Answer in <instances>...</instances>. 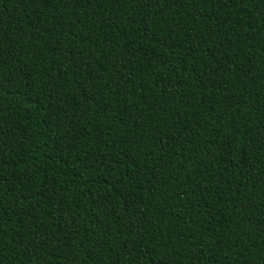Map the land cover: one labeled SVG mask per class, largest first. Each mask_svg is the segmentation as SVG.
<instances>
[{"label": "trees", "instance_id": "16d2710c", "mask_svg": "<svg viewBox=\"0 0 264 264\" xmlns=\"http://www.w3.org/2000/svg\"><path fill=\"white\" fill-rule=\"evenodd\" d=\"M0 264H264V0H0Z\"/></svg>", "mask_w": 264, "mask_h": 264}, {"label": "snow or ice", "instance_id": "6c2138e0", "mask_svg": "<svg viewBox=\"0 0 264 264\" xmlns=\"http://www.w3.org/2000/svg\"><path fill=\"white\" fill-rule=\"evenodd\" d=\"M57 2H59V0H57ZM207 2H208V0H201V5H203ZM42 3L46 7L49 3V0H42ZM0 35H2V34H0ZM2 70H3V60L0 59V71H2Z\"/></svg>", "mask_w": 264, "mask_h": 264}]
</instances>
